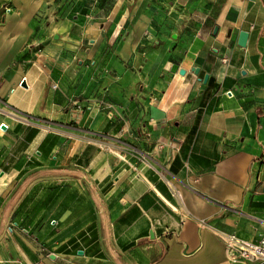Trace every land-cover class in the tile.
I'll return each mask as SVG.
<instances>
[{"label": "crops", "instance_id": "1", "mask_svg": "<svg viewBox=\"0 0 264 264\" xmlns=\"http://www.w3.org/2000/svg\"><path fill=\"white\" fill-rule=\"evenodd\" d=\"M228 233L264 234V0H0V264H255Z\"/></svg>", "mask_w": 264, "mask_h": 264}, {"label": "built area", "instance_id": "2", "mask_svg": "<svg viewBox=\"0 0 264 264\" xmlns=\"http://www.w3.org/2000/svg\"><path fill=\"white\" fill-rule=\"evenodd\" d=\"M221 237L231 259L264 264V234L257 242L239 238L233 233L222 234Z\"/></svg>", "mask_w": 264, "mask_h": 264}, {"label": "water", "instance_id": "3", "mask_svg": "<svg viewBox=\"0 0 264 264\" xmlns=\"http://www.w3.org/2000/svg\"><path fill=\"white\" fill-rule=\"evenodd\" d=\"M215 31H216V27H215ZM214 31V32H215ZM247 37H248V32L245 31V30H241L239 32V36H238V40H237V44L241 47H245L246 46V42H247ZM195 72L197 73L198 72V68H194ZM180 74H183L184 73V69H180ZM207 74H205V76L203 77V81H206L207 79ZM23 84H25L23 82Z\"/></svg>", "mask_w": 264, "mask_h": 264}]
</instances>
